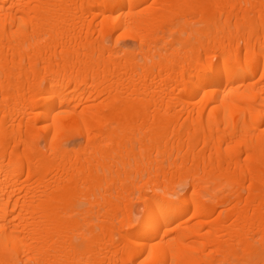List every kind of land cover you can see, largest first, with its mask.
<instances>
[{
	"label": "bare ground",
	"instance_id": "bare-ground-1",
	"mask_svg": "<svg viewBox=\"0 0 264 264\" xmlns=\"http://www.w3.org/2000/svg\"><path fill=\"white\" fill-rule=\"evenodd\" d=\"M0 264H264V0H0Z\"/></svg>",
	"mask_w": 264,
	"mask_h": 264
},
{
	"label": "rangeland",
	"instance_id": "rangeland-1",
	"mask_svg": "<svg viewBox=\"0 0 264 264\" xmlns=\"http://www.w3.org/2000/svg\"><path fill=\"white\" fill-rule=\"evenodd\" d=\"M131 198L133 199V196H131ZM132 201H134V199H133ZM127 203H128V202H127ZM127 203H126V204H127Z\"/></svg>",
	"mask_w": 264,
	"mask_h": 264
}]
</instances>
